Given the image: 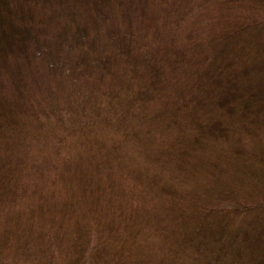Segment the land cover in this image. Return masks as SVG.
<instances>
[{
  "label": "trees",
  "instance_id": "16d2710c",
  "mask_svg": "<svg viewBox=\"0 0 264 264\" xmlns=\"http://www.w3.org/2000/svg\"><path fill=\"white\" fill-rule=\"evenodd\" d=\"M0 264H264V0H0Z\"/></svg>",
  "mask_w": 264,
  "mask_h": 264
},
{
  "label": "rangeland",
  "instance_id": "374dc122",
  "mask_svg": "<svg viewBox=\"0 0 264 264\" xmlns=\"http://www.w3.org/2000/svg\"><path fill=\"white\" fill-rule=\"evenodd\" d=\"M102 39H103V40H102ZM102 39H101V44L104 46V45L107 43V39H108V38H107V36H106V37H104V38H102ZM104 42H105V44H104ZM73 97H74V96L71 94V95H70V98L73 99ZM64 101H66V100H64Z\"/></svg>",
  "mask_w": 264,
  "mask_h": 264
}]
</instances>
